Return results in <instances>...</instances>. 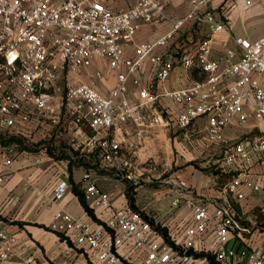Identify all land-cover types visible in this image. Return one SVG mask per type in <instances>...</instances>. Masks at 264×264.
Masks as SVG:
<instances>
[{"label":"built area","instance_id":"built-area-1","mask_svg":"<svg viewBox=\"0 0 264 264\" xmlns=\"http://www.w3.org/2000/svg\"><path fill=\"white\" fill-rule=\"evenodd\" d=\"M113 1L0 0V140L7 133L20 139L69 133L80 155L99 152L103 167L127 169L122 177L139 185L150 180L152 168L149 160L137 165L133 156L122 155V136L129 125L139 136L154 127L168 128L170 114L176 113L174 125L184 138L204 119L206 139L222 144L218 167L238 172L227 183L228 192L243 199V186L260 190L251 171L264 166V36H233L236 47H225L213 58L218 35L229 32L227 23L208 8L209 0H185L190 10L170 30L139 43L135 36L142 25L167 19L168 0H134L123 8ZM197 28L205 35L194 39ZM96 58L106 60L116 75L106 92L100 88L102 69L90 71ZM146 63L152 65L150 79L142 76ZM176 65L199 76L162 92ZM163 95L177 110L162 104ZM251 120L259 134L238 140L225 135L233 122ZM1 154L9 165L16 152L4 146ZM9 177L1 174L0 184ZM99 178L85 171V200L96 215L100 209L111 214L94 222L57 211L51 228L66 244L61 261L39 258L19 245L15 234L0 231V264H214L207 253L219 264H264L262 246L252 247L246 261L244 251L227 247L233 233L246 230L231 202L211 210L187 195L184 179L170 176L165 182L175 188L165 195L171 206L192 214V223L180 234L168 228L171 244L128 199H116L103 188ZM69 188L67 180H59L52 187L53 200H63Z\"/></svg>","mask_w":264,"mask_h":264},{"label":"crops","instance_id":"crops-1","mask_svg":"<svg viewBox=\"0 0 264 264\" xmlns=\"http://www.w3.org/2000/svg\"><path fill=\"white\" fill-rule=\"evenodd\" d=\"M113 4L116 8L129 5L121 0H114ZM207 6L216 13L217 18L225 20L229 28V32H222L218 35L212 54L213 58L222 53L225 47H236L233 36L248 37L252 40L264 36V0H209ZM221 7H224L223 12L220 11ZM189 10L190 6L185 0H168L166 4L167 19L154 24L142 25L135 36V40L143 43L158 38L170 30L173 22L184 16ZM192 35L194 39H197L205 34L202 29L197 28ZM107 66L106 60L96 58L90 69L91 72L98 68L102 69L104 78L100 81V88L104 92L108 91L116 82L115 73L109 66L106 68ZM152 70V65L146 63L142 72L143 78L150 79ZM196 74L197 72L194 70L187 71L176 65L162 92L188 83L191 79L197 77ZM162 104L171 111L177 110L169 96L163 95ZM197 123H204L205 126L204 119L198 120L195 124ZM168 128L154 127L144 131L139 136L136 133V128L129 125L126 134L122 136V155L125 157L133 156L137 165H144L145 161L149 160V171L153 162V166L157 169L159 147L166 143L168 150L167 142L171 139L167 135ZM202 130H204V127ZM244 130L245 128L240 126L238 122H233L226 128L225 135L232 139L241 136V132ZM245 132L247 133H244L243 137L251 133L249 128ZM76 135L79 140H84L87 143L84 133L77 131ZM192 136L190 134V138H184L185 142H177L178 138H174L178 150L175 165L179 167L172 172L171 176H179L184 179L189 187L187 195L204 202L211 210H214L216 205L231 202L239 219H242L241 216L243 215H248L249 219L253 221L251 212H255L260 208L264 210V166L256 165L251 171V178L261 186V189L255 191L243 186L241 189L245 197L237 199L234 194L227 191L226 185L238 172L226 173L220 169L217 173H207L191 163L193 158L216 152L217 147L221 148V158L223 154L222 144L206 145L203 143L199 145L194 142ZM28 140L35 141L39 139ZM4 146L0 143V151ZM93 153L85 152L80 156L85 157ZM5 160V155L1 154L0 175L7 173L10 177L7 182L0 184V231L15 234L19 240V245L27 246L28 250L39 258L61 261L66 244L62 241L61 236L52 230L51 225L55 220L56 212L60 209H64L73 217L94 221L72 190V181L80 183L83 188L85 171L87 169L95 171L94 168L74 166L72 172H70L69 160L55 158L46 151V148L37 152L23 151L17 153L13 156L9 165H6ZM186 161L188 162L184 163ZM61 179L67 180L70 188L63 200L54 201L52 187ZM100 183L104 185L103 181ZM165 184L164 189L159 190V194L157 190L148 188L149 184H146L147 186L142 187V189L137 187L136 189H140V191L139 197L135 198V203L148 214L152 210L155 220L165 224L171 232L180 234L188 224L192 223V214L183 206L179 208L171 206V197L165 195V192H173L175 186L166 182ZM111 186L113 185L111 184ZM108 187L110 188V186ZM114 187L112 189L106 188L116 199L127 200L124 193L125 187H121V192ZM96 213L100 221L107 219L111 214L109 209H100ZM245 231H248V229L246 228ZM245 231L239 234L233 233L227 247L234 248L238 252L244 251L243 259L246 261L252 247H264V230L254 227L248 233H245Z\"/></svg>","mask_w":264,"mask_h":264},{"label":"rangeland","instance_id":"rangeland-1","mask_svg":"<svg viewBox=\"0 0 264 264\" xmlns=\"http://www.w3.org/2000/svg\"><path fill=\"white\" fill-rule=\"evenodd\" d=\"M123 2L127 4H131V2L133 0H121ZM108 63V62H107ZM108 68V66L106 67ZM197 72V71H195ZM196 76L198 77V73L196 74ZM175 115L176 113H171L170 116L172 117V125L168 128L167 131V135L168 137H170L171 139L168 140L167 145H168V150L166 148V143H164L163 146L159 147V157H158V168L156 169L152 164V170L149 172V176H150V180H148V182H144L141 181V184L137 185L134 183V180L131 179H126L122 177V174H128L129 170L124 169L122 170V173L117 171L114 168H105L100 164V155L99 152L97 153H93L91 155H87L84 157V161L89 163L95 170L96 174L100 177L99 181L104 183V185H100L105 189H112V187L116 188L117 191L120 190L121 192V187H125L124 188V193L126 195V198L128 199V195H132L135 198L139 197V191L140 189H142V187H146V184H149L147 187L152 188L154 190H157V193L159 192V190H163L164 186H166L165 182L172 174V172L174 170H176V168H178L179 166L175 165V158L177 157L178 154V150L177 147L175 145V140L174 138H178L177 142H185L184 137H183V131L178 129V127L176 125H174L175 122ZM240 126L244 127L245 130H247V128H249V132H251L250 134H259V129L256 126V123L251 120L248 123H239ZM204 127V123H197L195 125H193L190 129L189 132L193 135L191 138H193L197 144L201 145V144H206V145H213L214 143L209 142L206 139V133L204 130H202V128ZM245 130L243 132H241V136H237L235 138H232V140H238L241 137H243V135H245L244 133ZM69 133L63 136H58V137H53L50 139H39V140H28V139H20V138H16L13 136V134H6V136L1 139L4 141H9L6 144H4L5 146L8 147H12L13 151L16 152V154L23 152V151H32V152H37L40 151L42 149L46 148V151L51 154L52 156H54L55 158H63V159H73L76 160V155H77V151L74 148V146L72 145V141L70 138ZM0 140V142H1ZM11 141V142H10ZM183 145H185V143H183ZM223 149V146H222ZM52 151V152H50ZM78 155H80V153H78ZM221 156V148H216V152H213L212 154H207V155H201L198 156L196 158H193L191 163H194V165L202 168L203 170H205L207 173H217L220 171V168L217 166V162L216 160L219 159ZM129 157V156H126ZM135 159V158H134ZM152 159V158H150ZM209 159V161L207 162V160ZM189 161V162H190ZM188 161L184 162L187 163ZM149 163V162H148ZM203 165V166H201ZM156 166V165H155ZM156 169V170H154ZM162 180V181H161ZM111 184L113 186H111ZM110 186V188L108 187ZM107 187V188H106ZM137 187H141L139 190H137ZM107 189V190H108ZM160 193V192H159ZM158 193V194H159ZM139 208V212H143L144 214L148 215L149 217L154 218L153 216V212L151 210V213H147L145 210H143L141 208V206H137ZM242 219H240L241 221V225L245 226V228L248 229V231H245V233H248L250 230H252L254 227L258 228L259 230H264V210H261V208L259 210H256L255 212L252 211L251 212V217L254 219L253 221H251L248 215H243L241 216ZM156 222H159L156 220ZM160 223V222H159Z\"/></svg>","mask_w":264,"mask_h":264},{"label":"trees","instance_id":"trees-1","mask_svg":"<svg viewBox=\"0 0 264 264\" xmlns=\"http://www.w3.org/2000/svg\"><path fill=\"white\" fill-rule=\"evenodd\" d=\"M9 141H4L1 140L2 144H6ZM11 142V141H10ZM52 152V151H50ZM52 154V153H51ZM76 160L73 161V159L69 160V170L70 172H72L73 167L74 166H84L86 168H90L92 167L89 163L84 161V157H81L80 155H76ZM72 190L75 193V195L78 196L79 200L81 201L82 205L84 206L85 210L87 211V213L91 216V218L96 221V222H101L97 215L95 214L94 210L87 204L86 200H85V193L83 188L81 187L80 183H76L75 181H72ZM128 200L131 204V206L133 207V209L139 211V208L137 207L136 203H135V197L132 195H128ZM141 214L143 216H145V218H147L148 220L151 221V223L157 228V230H159V232L164 236L165 240L171 244H173V242L170 239L169 236V230L167 226H163L161 223L156 222L155 219L149 217L148 215L144 214L143 212H141ZM204 255V253H202ZM207 256L211 259V261L214 264H219L216 260L213 254L211 253H207Z\"/></svg>","mask_w":264,"mask_h":264}]
</instances>
